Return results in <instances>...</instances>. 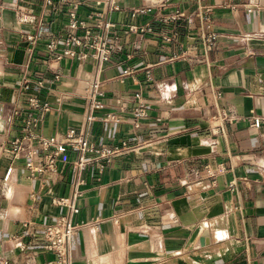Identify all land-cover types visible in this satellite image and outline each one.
<instances>
[{"label":"crops","instance_id":"crops-1","mask_svg":"<svg viewBox=\"0 0 264 264\" xmlns=\"http://www.w3.org/2000/svg\"><path fill=\"white\" fill-rule=\"evenodd\" d=\"M70 13L111 45L99 67L69 40L85 31ZM93 76L88 140L134 148L80 172L73 223L100 222L73 236L72 264H264V127L249 121L264 117V0H0V258L52 259L32 234L65 213L75 178L69 164L33 177L10 155L28 100L51 108L38 133L61 136Z\"/></svg>","mask_w":264,"mask_h":264},{"label":"built area","instance_id":"built-area-1","mask_svg":"<svg viewBox=\"0 0 264 264\" xmlns=\"http://www.w3.org/2000/svg\"><path fill=\"white\" fill-rule=\"evenodd\" d=\"M42 1L45 5L52 4V0ZM113 8L116 7L113 6ZM145 11H149V8L137 9L134 13H144ZM205 11L208 10L205 9ZM96 16L98 19L96 21L97 27L107 30L112 26L108 22H103L104 15L102 13ZM69 27L85 30L82 37L73 36L69 40L76 46L91 49V57L97 67L109 59L112 47L107 43L104 34L91 38L92 36L90 30L86 27V23L78 21L74 13H70ZM214 37L212 34L205 38L209 46L213 45ZM27 38L28 40H32V37ZM100 86L101 83L96 76H93L89 80L84 95L85 111L83 120L79 127H70L61 136L44 137L38 133L39 123L51 108L47 101H41L34 97L28 100V112L20 120V135L11 142L8 150L10 155L14 159L21 160L25 169L33 177H44L54 174L58 171L59 164H69L74 169L75 178L71 184L70 195L57 201L58 205L66 209L65 213L60 215L53 223L45 225L39 236L32 234V240L37 245V249L42 253L50 254L52 259L34 262L35 253L25 252L26 255L22 260L0 258V264H72L70 243L73 236L81 228L90 225L95 226L100 222V220H94L92 223L86 224L73 223V216L78 212L77 200L80 194L78 190L80 172L86 167L98 164L101 161L108 162L115 155L131 151L134 148L125 144L121 147L98 146L88 140V128L95 119L94 113L103 107ZM136 96L138 97V95ZM132 113L137 120L147 116L143 105L134 108ZM220 117L222 121H230L229 116L224 112H221ZM108 119L109 117H106L105 120ZM249 121L251 127H264V117H252ZM69 151L76 153L77 157L70 160L67 156Z\"/></svg>","mask_w":264,"mask_h":264}]
</instances>
